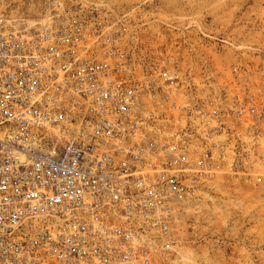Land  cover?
I'll list each match as a JSON object with an SVG mask.
<instances>
[{
	"label": "built area",
	"instance_id": "1",
	"mask_svg": "<svg viewBox=\"0 0 264 264\" xmlns=\"http://www.w3.org/2000/svg\"><path fill=\"white\" fill-rule=\"evenodd\" d=\"M0 8V264H150L151 234L190 173L211 163L150 134L142 96L173 68H144L96 4Z\"/></svg>",
	"mask_w": 264,
	"mask_h": 264
},
{
	"label": "rangeland",
	"instance_id": "2",
	"mask_svg": "<svg viewBox=\"0 0 264 264\" xmlns=\"http://www.w3.org/2000/svg\"><path fill=\"white\" fill-rule=\"evenodd\" d=\"M39 0H0L30 10ZM122 26L143 70L179 74L169 98L142 96L150 134L212 160L190 173L151 234L150 264H264V0H83ZM35 10V8H34Z\"/></svg>",
	"mask_w": 264,
	"mask_h": 264
}]
</instances>
